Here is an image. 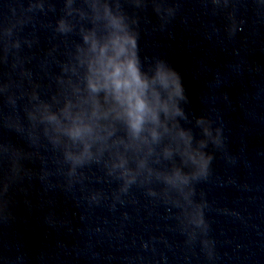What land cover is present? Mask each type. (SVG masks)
<instances>
[{
    "label": "clouds",
    "instance_id": "9594fccd",
    "mask_svg": "<svg viewBox=\"0 0 264 264\" xmlns=\"http://www.w3.org/2000/svg\"><path fill=\"white\" fill-rule=\"evenodd\" d=\"M54 24L43 25L53 39L66 44L75 36L63 59L54 56V44L39 63L48 90L28 67L32 57L25 49L37 43L35 32L25 33L38 14L55 13L56 0H5L7 14L0 16V98L11 109L0 118L18 131L26 119L33 128L45 125V135L62 146L68 165L69 186L84 184L88 172L98 168L117 187L111 207L123 205L132 189L175 209L185 243L200 244L211 258L205 218L207 201L197 185L208 179L214 159L209 146L224 148L223 126L206 115L193 119L185 111L190 103L181 74L163 57H142L140 15L149 5L165 26L179 11V0H60ZM239 0H203L213 14L223 13L224 32L235 36ZM264 7V0H256ZM129 7L133 11H129ZM218 31V29H217ZM51 58V59H49ZM55 64L58 71L53 72ZM55 85V91L52 86ZM20 101L23 117L19 115ZM13 118H15L13 120ZM88 203L108 199L89 189Z\"/></svg>",
    "mask_w": 264,
    "mask_h": 264
}]
</instances>
